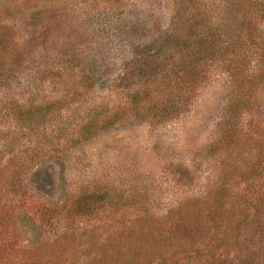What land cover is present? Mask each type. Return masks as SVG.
Returning a JSON list of instances; mask_svg holds the SVG:
<instances>
[{"label":"rangeland","instance_id":"rangeland-1","mask_svg":"<svg viewBox=\"0 0 264 264\" xmlns=\"http://www.w3.org/2000/svg\"><path fill=\"white\" fill-rule=\"evenodd\" d=\"M0 264H264V0H0Z\"/></svg>","mask_w":264,"mask_h":264},{"label":"trees","instance_id":"trees-1","mask_svg":"<svg viewBox=\"0 0 264 264\" xmlns=\"http://www.w3.org/2000/svg\"><path fill=\"white\" fill-rule=\"evenodd\" d=\"M182 27L181 26H179V29H181ZM178 29V30H179ZM178 33H175V35H177ZM174 35V36H175ZM254 79V78H253ZM252 79V80H253ZM252 80H250V81H252ZM257 80H259V78L257 79ZM244 84H245V82H240V84H238V87H239V89H240V87H241V92H240V94H243V87H244ZM244 89H246V87H244ZM242 96V95H241ZM241 96H240V98H241ZM137 100V95L135 94V92H131L130 94H127L126 96H124V98H123V100L120 102V103H117V104H115V105H113V106H111V109H113V111H114V113L112 112V115L114 116V114H115V116H117L118 114H120V113H122V114H124L127 110H137V108H138V106H139V102H137L136 101ZM236 100H238V99H236ZM143 107V106H142ZM32 147H35V146H32ZM31 151H32V149H30ZM29 153V152H28ZM24 163H28V161H24ZM17 169L19 168V167H16ZM23 195H16V197H18V198H20V197H22ZM26 198V197H25ZM20 199H23V197L22 198H20ZM27 199V201H25V202H27L28 204H32V205H34L35 204V202H36V200H35V197H34V195H30L29 197H27L26 198ZM248 202V201H247ZM249 203V202H248ZM24 204V203H23ZM250 204V203H249ZM25 205V207H29L27 204H24ZM251 205V204H250ZM251 208H249V210H250ZM4 236H6V235H4ZM3 236V237H4Z\"/></svg>","mask_w":264,"mask_h":264}]
</instances>
